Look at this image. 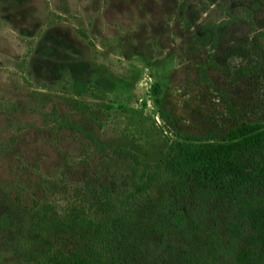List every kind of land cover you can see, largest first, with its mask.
<instances>
[{"label":"rangeland","instance_id":"374dc122","mask_svg":"<svg viewBox=\"0 0 264 264\" xmlns=\"http://www.w3.org/2000/svg\"><path fill=\"white\" fill-rule=\"evenodd\" d=\"M103 78V99L73 89ZM255 121L264 0H0V264L87 252L76 220L98 216L96 188L127 190L130 153L220 145ZM242 230L239 247L264 245V221Z\"/></svg>","mask_w":264,"mask_h":264},{"label":"trees","instance_id":"16d2710c","mask_svg":"<svg viewBox=\"0 0 264 264\" xmlns=\"http://www.w3.org/2000/svg\"><path fill=\"white\" fill-rule=\"evenodd\" d=\"M114 83L77 81L79 96L103 99ZM161 117L166 118L164 112ZM167 119V118H166ZM195 141V140H194ZM220 145L175 142L149 162L130 153L127 190L95 189L99 214L83 220L87 252L50 248L37 264H264V245L238 246L243 226L264 221V121L242 122ZM125 152V151H123ZM12 218L5 211L0 227Z\"/></svg>","mask_w":264,"mask_h":264}]
</instances>
